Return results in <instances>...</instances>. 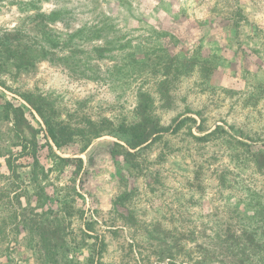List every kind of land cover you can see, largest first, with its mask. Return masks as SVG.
Listing matches in <instances>:
<instances>
[{
  "label": "rangeland",
  "instance_id": "rangeland-1",
  "mask_svg": "<svg viewBox=\"0 0 264 264\" xmlns=\"http://www.w3.org/2000/svg\"><path fill=\"white\" fill-rule=\"evenodd\" d=\"M0 264H264V0H0Z\"/></svg>",
  "mask_w": 264,
  "mask_h": 264
},
{
  "label": "trees",
  "instance_id": "trees-1",
  "mask_svg": "<svg viewBox=\"0 0 264 264\" xmlns=\"http://www.w3.org/2000/svg\"><path fill=\"white\" fill-rule=\"evenodd\" d=\"M29 103L30 101L27 100ZM139 112L141 114V119L131 124L129 127L126 128L130 135V147L136 148L144 144L148 141L149 137L155 133H159L163 131V129L160 128H153L149 126V118L146 116L145 112L147 111V103L138 104ZM5 109L9 111V113L12 115L14 119V124L16 127L23 126V112L22 108L20 106L14 105L11 102L7 101L5 102ZM45 124L47 125V133L49 137L55 142L57 145H61L65 142H60L56 136V130L51 127L46 121Z\"/></svg>",
  "mask_w": 264,
  "mask_h": 264
}]
</instances>
